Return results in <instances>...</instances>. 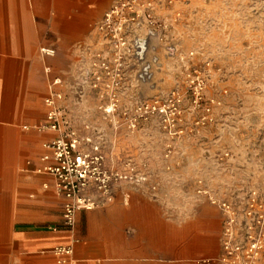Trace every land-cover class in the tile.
Returning <instances> with one entry per match:
<instances>
[{
    "label": "rangeland",
    "instance_id": "obj_1",
    "mask_svg": "<svg viewBox=\"0 0 264 264\" xmlns=\"http://www.w3.org/2000/svg\"><path fill=\"white\" fill-rule=\"evenodd\" d=\"M116 3L78 6L76 50L10 55L28 61L37 84L44 81L38 88L47 93L36 97L38 108L47 112V97L60 93L57 105L81 135L100 142L108 166L131 163L146 177L140 185L116 189L129 194L124 203L141 195L157 204L164 221L202 226L207 246L203 254L190 255V264H221L226 213L218 201L235 211L236 243L247 246L262 235L256 264H264V0H146L139 17L127 19L122 48L99 28ZM54 14L48 9L37 17L43 27L34 30H46ZM119 21H112L110 34L123 32L116 30ZM0 55L5 59L9 52ZM0 126L10 128L2 119ZM23 158L8 176L3 173L0 233L12 230L21 213L16 208L34 193L22 194L30 162ZM2 168L9 173L7 164ZM57 208L50 205V219ZM136 229L129 224L123 233L132 236ZM167 252L162 244V256ZM162 264H168L163 257Z\"/></svg>",
    "mask_w": 264,
    "mask_h": 264
},
{
    "label": "crops",
    "instance_id": "obj_2",
    "mask_svg": "<svg viewBox=\"0 0 264 264\" xmlns=\"http://www.w3.org/2000/svg\"><path fill=\"white\" fill-rule=\"evenodd\" d=\"M106 1L0 0L8 4V13L3 14L8 22L0 24V48L9 52V57L0 62V119L10 125L8 130L0 126V136L2 131L7 144L6 159L0 168L4 177V172L10 174L22 164L24 156L29 157L22 194L28 190L34 192L16 208L21 213L15 215L12 230L0 233V264H162V257L168 264H190L187 260L190 255L205 252L207 240L200 224L164 221L160 210L154 209L157 204L141 195H134L129 204L116 192L113 204L78 211L73 230L53 229L61 222L62 199L55 194L53 178L36 171L45 151L43 143L56 136L51 130H36L47 113L45 108H38L36 97L47 92L44 86L38 88L44 81L37 84L32 79L28 61L18 63L10 55L16 51L32 54L38 48L76 50L81 36L78 6ZM48 9L55 14L48 18L46 30H34V27H43L37 20ZM40 150L43 152L30 157ZM2 164H7L9 173L3 170ZM57 204L58 214L50 219L46 212L50 205ZM129 224L137 227L135 235L123 233ZM71 238H75L73 253L60 261L53 249ZM162 244L168 250L166 256H162ZM171 247L179 248V252H171Z\"/></svg>",
    "mask_w": 264,
    "mask_h": 264
},
{
    "label": "built area",
    "instance_id": "obj_3",
    "mask_svg": "<svg viewBox=\"0 0 264 264\" xmlns=\"http://www.w3.org/2000/svg\"><path fill=\"white\" fill-rule=\"evenodd\" d=\"M146 0H117V3L105 14L99 28L109 33L114 46L122 48L124 40V26L129 24V16L136 14ZM128 15V18L126 17ZM120 18L117 31L113 35L111 25L114 19ZM136 47L143 52V43L138 40ZM147 73H142L144 77ZM57 82H55L56 84ZM60 93H53L47 97L48 111L42 124L36 126L40 131L51 130L56 136L43 143L44 153L40 157L41 164L36 168L38 173L51 176L54 180L56 194L62 199V218L59 225L53 229L73 230L76 226V215L80 210H94L106 207L115 199L116 189L122 183L140 185L146 177L128 163L123 168L108 166L106 156L100 142L92 135H81L69 122L66 109L57 105L61 99ZM108 111H111L108 109ZM124 200L129 194L124 193ZM226 213V225L223 236V253L219 257L221 264H256L259 253L263 250L262 235L251 237L247 246L235 242L234 224L236 222L233 207L225 201L217 202ZM255 199H252L254 205ZM251 214V212H250ZM259 218L264 223V216ZM75 238L68 243L58 244L53 251L60 261L73 253Z\"/></svg>",
    "mask_w": 264,
    "mask_h": 264
},
{
    "label": "bare ground",
    "instance_id": "obj_4",
    "mask_svg": "<svg viewBox=\"0 0 264 264\" xmlns=\"http://www.w3.org/2000/svg\"><path fill=\"white\" fill-rule=\"evenodd\" d=\"M4 13H8V4H2L0 3V24L2 23H6L8 22L7 17H3ZM1 19H3V21L1 22ZM5 50H2V48H0V54L4 53ZM3 59H1V55H0V62H2ZM5 134H3V132L1 131V136H0V164L4 162V160L6 159V148H7V144H6V138L4 137ZM3 179V175H2V171L0 168V185H1V181ZM1 187V186H0ZM1 210V208H0ZM1 227V226H0Z\"/></svg>",
    "mask_w": 264,
    "mask_h": 264
}]
</instances>
